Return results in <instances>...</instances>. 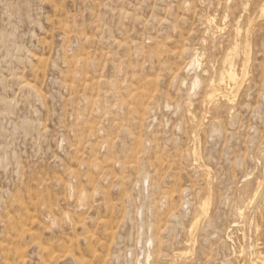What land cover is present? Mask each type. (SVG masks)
<instances>
[{
    "label": "rangeland",
    "instance_id": "374dc122",
    "mask_svg": "<svg viewBox=\"0 0 264 264\" xmlns=\"http://www.w3.org/2000/svg\"><path fill=\"white\" fill-rule=\"evenodd\" d=\"M0 264H264V0H0Z\"/></svg>",
    "mask_w": 264,
    "mask_h": 264
},
{
    "label": "bare ground",
    "instance_id": "6f19581e",
    "mask_svg": "<svg viewBox=\"0 0 264 264\" xmlns=\"http://www.w3.org/2000/svg\"><path fill=\"white\" fill-rule=\"evenodd\" d=\"M213 95V94H212Z\"/></svg>",
    "mask_w": 264,
    "mask_h": 264
}]
</instances>
